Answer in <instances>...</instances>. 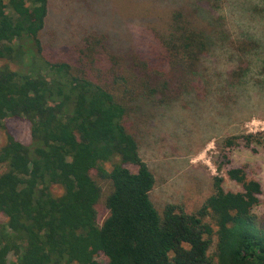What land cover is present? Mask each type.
<instances>
[{"label": "trees", "instance_id": "trees-1", "mask_svg": "<svg viewBox=\"0 0 264 264\" xmlns=\"http://www.w3.org/2000/svg\"><path fill=\"white\" fill-rule=\"evenodd\" d=\"M96 2L0 0V264L9 254L14 264H264V219L252 212L258 203L264 211L259 182L229 167L241 192L215 177L197 211L167 206L160 216L134 131L157 108L206 98L202 61L218 45L240 55L215 89L232 98L259 42H229L210 0H127L118 15L82 28L93 15L86 4ZM134 15L146 32L139 42L105 28ZM7 118L29 124V144L9 132ZM257 142L264 136L234 135L224 146ZM92 172L109 186L100 225Z\"/></svg>", "mask_w": 264, "mask_h": 264}, {"label": "rangeland", "instance_id": "rangeland-1", "mask_svg": "<svg viewBox=\"0 0 264 264\" xmlns=\"http://www.w3.org/2000/svg\"><path fill=\"white\" fill-rule=\"evenodd\" d=\"M126 1L118 0L113 3L111 0H97L94 5L86 4L93 15L84 13L85 19L81 27L94 26L92 18L97 15L102 19L118 15ZM213 3L217 5L214 6L212 17L222 18L223 36L229 42L254 39L259 42V49L243 58L249 65V72L232 98L224 91L223 99H219L217 97L220 91L216 90L223 85L227 70L236 65L240 55L230 50L229 44L226 47L218 45L202 61V73L209 85L206 98L197 100L191 94L168 107L155 109L144 122L137 123L134 131L140 156L155 178L150 200L160 216L164 215L167 206L181 209L187 214L197 211L213 194L215 177L222 178L225 191L241 192V187L225 174L229 167L241 168L248 180L259 182L262 190L259 198L264 197V144L254 143L252 150L241 143L232 148L224 146V141L230 136H264V0H210V4ZM127 18L106 25L105 28L112 35L139 42L140 36L146 35L143 31L144 24L139 22L140 16ZM143 21L149 19L143 16ZM4 123L18 141L29 144L27 122L7 118ZM4 140L5 132L0 130V147ZM104 166L110 169L109 164ZM3 169L0 168V172ZM92 178L102 189V196L96 207L100 225L108 215L104 198L109 186L95 172H92ZM51 191L55 195L61 193L58 187ZM252 212L258 220L264 219L261 204L254 206ZM5 221L0 214V227ZM215 242L214 237L210 254L214 252ZM96 259L102 261L103 257ZM17 260L18 257L13 254H9L7 258L8 264H14Z\"/></svg>", "mask_w": 264, "mask_h": 264}]
</instances>
